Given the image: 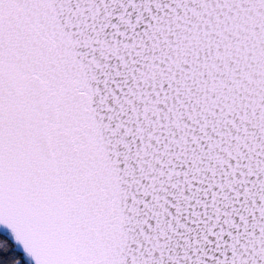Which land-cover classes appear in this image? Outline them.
<instances>
[{
  "label": "snow or ice",
  "instance_id": "snow-or-ice-1",
  "mask_svg": "<svg viewBox=\"0 0 264 264\" xmlns=\"http://www.w3.org/2000/svg\"><path fill=\"white\" fill-rule=\"evenodd\" d=\"M0 264H264V0H0Z\"/></svg>",
  "mask_w": 264,
  "mask_h": 264
}]
</instances>
